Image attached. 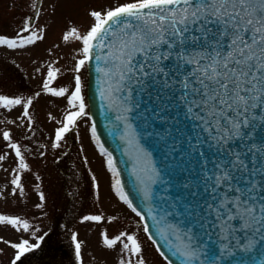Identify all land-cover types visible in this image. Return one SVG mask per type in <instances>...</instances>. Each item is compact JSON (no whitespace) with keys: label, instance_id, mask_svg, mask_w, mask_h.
Masks as SVG:
<instances>
[{"label":"snow or ice","instance_id":"6c2138e0","mask_svg":"<svg viewBox=\"0 0 264 264\" xmlns=\"http://www.w3.org/2000/svg\"><path fill=\"white\" fill-rule=\"evenodd\" d=\"M29 6L34 17L25 18L14 38L0 35V46L22 49L45 38L43 28H33L40 15L37 0ZM89 16L92 22L84 34L71 27L63 40L74 38L82 44L75 73L95 62L99 95L106 101L102 107L115 113L146 212L125 190L116 159L93 122L91 134L106 158L119 201L139 217L166 264H221L226 258H235L234 264H264V0H114ZM60 72L49 64L42 84L52 97H66L53 148H60L66 134L88 115L80 75L74 76L69 94L67 87L52 86ZM32 104L31 97L0 95L4 109L23 105L20 119H27L29 131ZM49 119L56 118L49 114ZM0 136L17 158L12 194L19 190L22 196L21 173L30 172V166L12 132L0 129ZM155 153L162 154L159 166ZM5 157L0 155V161ZM92 180L99 198V184L95 176ZM38 196L35 207L43 209L45 193L39 191ZM146 215L154 221V232ZM102 220V215L82 217V222ZM118 220L116 215L108 217L109 222ZM0 225L37 241L0 238L14 250L10 264L39 248L44 239L36 236L39 228L32 230L20 215L0 214ZM117 232L112 238L106 231L102 236L103 245L120 254L118 264H147L138 236ZM72 239L79 257L81 243L76 235ZM165 246L168 254L162 250Z\"/></svg>","mask_w":264,"mask_h":264},{"label":"rangeland","instance_id":"374dc122","mask_svg":"<svg viewBox=\"0 0 264 264\" xmlns=\"http://www.w3.org/2000/svg\"><path fill=\"white\" fill-rule=\"evenodd\" d=\"M31 2L33 0H0V35L14 38L25 18L34 17V10L29 6ZM37 2L40 15L38 19L34 18L33 28H43L45 38L22 49L0 46V95L25 100L33 98L29 108L33 120L31 131L27 128V119H20L23 105L10 111L0 107V129L12 132L13 142L21 144L31 169L21 173L24 194L21 196L17 190L13 195L11 190L14 186L10 181L15 175L13 169L17 167V158L0 136V155L6 154L5 160L0 161V214L20 215L28 219L34 226L32 230L39 228L36 236L44 237L40 247L26 253L17 264H45L47 261V264H118L120 254L107 249L102 236L106 231L112 238L118 234L117 229L138 236L147 264H166L147 239L139 217L119 201L111 189L113 177L91 134L86 99L87 65L79 73L74 72L75 63L81 58L79 49L82 44L74 38L63 40V35L71 27L84 34L92 22L89 12L109 7L114 0ZM53 63L61 69L53 87H67L70 94L74 88V76L80 75L88 113L66 134L60 148H53L52 143L55 128L61 126L57 121L62 120L67 110L66 97H52L42 88L47 66ZM37 92L41 93L39 97L35 96ZM49 114L56 119H49ZM41 151L45 153L43 157L40 156ZM37 175L41 177L39 181L36 180ZM92 176L99 184V198L95 194ZM37 183L40 184L38 190L35 188ZM39 191L45 193L43 209L35 207L40 202ZM85 215H102L104 220L82 222ZM112 215L119 217L118 222L108 221ZM73 235L81 243L79 257ZM0 238L13 243L21 239L37 242L29 233L16 232L8 225H0ZM0 250V264H10L14 250L3 242H0Z\"/></svg>","mask_w":264,"mask_h":264},{"label":"water","instance_id":"95a60500","mask_svg":"<svg viewBox=\"0 0 264 264\" xmlns=\"http://www.w3.org/2000/svg\"><path fill=\"white\" fill-rule=\"evenodd\" d=\"M88 67V84H87V99L89 102V111L92 123L95 122L97 126V135L100 137L101 142L105 147L113 153V156L116 159L117 167L121 172V180L125 185V190L129 191L130 198L133 199L134 204L140 208V210L146 212V207L140 205L139 197L135 190L134 180L135 177L132 173V162L129 160V157L124 154L123 149L126 147V144L119 139L121 130L116 127L114 117L115 113L107 111L102 105L106 101L102 100L99 95V88L101 87L99 80V74L95 71V62L87 63ZM145 104L150 103L147 99L144 101ZM161 153H155L154 159L156 160L157 166L160 165ZM174 196L179 193H172ZM146 221L149 223L150 231H155L154 221H152L150 216H145ZM159 243L163 244L164 242L158 240ZM168 254L167 247L162 248ZM239 255V254H238ZM171 258V257H170ZM235 258H226L221 261V264H234ZM175 264V260H174Z\"/></svg>","mask_w":264,"mask_h":264}]
</instances>
